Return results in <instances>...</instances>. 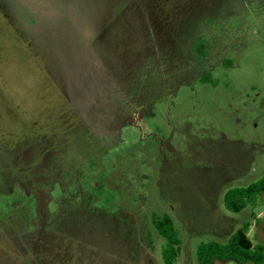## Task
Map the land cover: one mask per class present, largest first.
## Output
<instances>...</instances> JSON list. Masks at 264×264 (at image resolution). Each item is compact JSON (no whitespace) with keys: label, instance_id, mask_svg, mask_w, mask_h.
<instances>
[{"label":"rangeland","instance_id":"1","mask_svg":"<svg viewBox=\"0 0 264 264\" xmlns=\"http://www.w3.org/2000/svg\"><path fill=\"white\" fill-rule=\"evenodd\" d=\"M263 174L264 0H0V264H164L163 214L175 264L264 243L223 205Z\"/></svg>","mask_w":264,"mask_h":264},{"label":"trees","instance_id":"2","mask_svg":"<svg viewBox=\"0 0 264 264\" xmlns=\"http://www.w3.org/2000/svg\"><path fill=\"white\" fill-rule=\"evenodd\" d=\"M203 46L198 45L197 51L202 53ZM209 75H202L200 81H208ZM264 194V174L257 180L243 186L227 189L223 195V205L232 213L255 207ZM152 224L163 243L160 253L164 264H175L181 251V239L172 218L163 214L153 215ZM251 223L243 222L226 241L207 240L197 244L195 255L197 264H215L231 262L234 264H264V243L253 241L248 232Z\"/></svg>","mask_w":264,"mask_h":264},{"label":"flooded vegetation","instance_id":"3","mask_svg":"<svg viewBox=\"0 0 264 264\" xmlns=\"http://www.w3.org/2000/svg\"><path fill=\"white\" fill-rule=\"evenodd\" d=\"M198 45H202L203 46V50H202V53L204 52V50L206 49V43L205 42H203V41H199L198 43H197V46ZM196 46V47H197Z\"/></svg>","mask_w":264,"mask_h":264}]
</instances>
